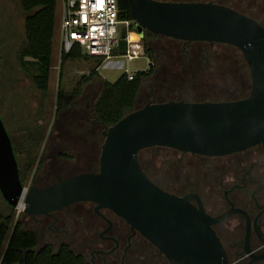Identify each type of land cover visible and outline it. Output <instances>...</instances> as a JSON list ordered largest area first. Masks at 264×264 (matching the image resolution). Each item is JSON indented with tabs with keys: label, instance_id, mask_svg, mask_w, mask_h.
I'll list each match as a JSON object with an SVG mask.
<instances>
[{
	"label": "water",
	"instance_id": "obj_1",
	"mask_svg": "<svg viewBox=\"0 0 264 264\" xmlns=\"http://www.w3.org/2000/svg\"><path fill=\"white\" fill-rule=\"evenodd\" d=\"M128 1L137 23L120 27L119 53L127 51L128 32H135L142 42L145 29L185 42L230 43L239 48L247 63L250 89L234 99L169 98L148 101L126 112L104 125L96 169L67 175L41 188L30 184L24 212L50 213L75 201L90 200L96 203V210L107 207L123 217L131 234L146 237L170 264H229L213 223L233 209L213 215L205 210L196 191L177 194L158 185L142 168L138 152L164 145L217 155L257 142L264 145V25L212 1ZM23 189L12 141L0 116V193L15 205Z\"/></svg>",
	"mask_w": 264,
	"mask_h": 264
},
{
	"label": "trees",
	"instance_id": "obj_2",
	"mask_svg": "<svg viewBox=\"0 0 264 264\" xmlns=\"http://www.w3.org/2000/svg\"><path fill=\"white\" fill-rule=\"evenodd\" d=\"M19 3L25 15L23 18L24 37L16 48L17 62L20 69L31 79L40 96L36 116L32 120L33 125L30 123L23 126L27 131L25 138L20 144L24 158H18L11 133L1 113L0 116L12 141L18 162L20 179L25 184L31 172L30 170L36 162V152L42 143L46 126L44 122L37 123V117L41 116L43 119H47L45 111L49 99L48 92L56 0H19ZM119 16L133 18L128 0H119ZM177 40L180 41L179 38L162 36L145 29L142 41L143 52L152 60V67L134 71L131 78L128 77L127 71H123L114 81L102 77L95 67H91L87 74L81 75L69 94H64L61 86H57L55 103L57 107L66 108L67 113L65 118H61L60 123L54 125L52 131L54 128L56 131L63 129L65 133L63 135L67 140L69 138L71 140L76 139L81 141L82 145L85 146V150L82 152L85 166L79 171L92 170L98 167L101 143L104 139L101 130L105 124L110 125L126 112L141 106L139 100L143 97L140 96L139 92L142 91L144 81H146L148 86L147 76L153 72H155V75L153 78H149L151 83L161 87L164 86V92H162V95H157V101L169 98H183L185 100L234 99L245 96L248 93L250 89L249 70L238 47L230 43H224L235 50H239V54L232 52L228 60L234 64L232 74L237 81L240 95L232 96L229 93V95L222 96L218 92L210 90L207 86L205 87L207 91L198 90V88L204 87V84L197 82L196 78L204 75L210 68H207L205 65L200 67L196 64L193 66L187 64L185 62L187 59L183 57L180 46L175 45ZM113 51L117 52V48L113 49ZM60 55L62 61L68 58H86L92 56L83 52L78 44L74 45L68 52H61ZM92 57L100 59L97 64L104 58V56ZM192 59L195 60L196 58ZM90 81L97 83L98 91L91 109L88 110V106L84 102L81 103L80 97L84 92V85ZM180 85L182 89L181 92H178L177 88ZM209 92H213L214 94L208 96ZM70 101L74 102L68 107ZM42 111H44L45 116L40 115ZM151 148H157L159 152L166 153L164 155L166 157L164 159V166L168 169L175 168L177 171L184 169L186 167V159L184 157L185 152L169 146L151 145L140 149L138 152L140 164L154 182L175 193H183L188 190L200 192L199 186L191 181L187 183L188 185L184 189H177L168 183L159 182L157 180L160 177L159 174L151 170L148 163L141 157L142 150ZM48 155V146L43 145L40 161L43 160L44 156ZM56 155L57 157H71V154L64 150L58 151ZM196 160L199 161V159ZM41 167V164H38V170ZM48 167L52 172H55L56 168L53 165ZM4 202L5 206L0 207V264H9L12 261H19L21 264H82V255L76 254L67 243H61L58 246H54L50 242L40 243L38 235L34 231L23 227V220L20 217L23 214L15 217V206L7 203L5 200ZM9 228L7 241L3 247ZM134 244L136 246L132 257L135 258L131 264H140L137 259L138 257H136L139 254L142 255L143 261L146 260V264H154L155 259H157L159 264H170L164 254L143 235L138 233L134 238Z\"/></svg>",
	"mask_w": 264,
	"mask_h": 264
},
{
	"label": "flooded vegetation",
	"instance_id": "obj_3",
	"mask_svg": "<svg viewBox=\"0 0 264 264\" xmlns=\"http://www.w3.org/2000/svg\"><path fill=\"white\" fill-rule=\"evenodd\" d=\"M200 1L231 6L261 21L264 25V0ZM216 43L220 42L206 40L185 42L180 39L175 45L180 46L187 64L192 66L196 64L200 67L205 65L211 68L215 63V51L212 45ZM148 59L147 68L144 69L153 66L152 60L149 57ZM154 75L155 72L147 76L146 93L139 92L142 97L146 95L141 105L148 101H157V95H162L164 92V86L151 83L149 78H153ZM53 132L62 142H68L63 135L65 134L63 129ZM185 153L199 159L200 166L205 158L210 161L207 164L206 184L213 196L211 201L215 202L221 196L222 206L218 212L210 211L206 206L205 196L203 199L200 193L194 190L200 195L205 210L216 215L226 209H233L225 217L213 223L225 248L229 264H264V145L262 142L224 154ZM45 166L44 170L31 173L30 183L26 188L30 184L41 188L62 178L51 180L54 172L50 170L48 164ZM197 183L196 185L200 186L198 181ZM202 184L204 185L205 181ZM191 200L196 202L193 197ZM95 204L93 201L84 200L72 202L50 213L33 215L23 211L21 214L28 217L23 220V227L34 231L40 243L50 242L54 246L67 243L76 254L82 255V264H131L135 258L132 257L136 246L134 238L139 232L131 234L130 225L123 217L107 207H99L96 210ZM235 208H241L243 212ZM246 248H249L248 252Z\"/></svg>",
	"mask_w": 264,
	"mask_h": 264
},
{
	"label": "rangeland",
	"instance_id": "obj_4",
	"mask_svg": "<svg viewBox=\"0 0 264 264\" xmlns=\"http://www.w3.org/2000/svg\"><path fill=\"white\" fill-rule=\"evenodd\" d=\"M61 9V0H56V12H55V25H54V37L52 42V63L50 69L49 79V95L48 103L46 104L47 119H43L41 116L37 117L39 122L45 123V130L42 138V143L36 152V162L31 168L29 177L24 185H28L31 179V173L34 171L44 170L45 165L56 166L54 175L51 180L59 177H65L70 173L79 171L84 165V157L82 152L85 150V146L79 140H71L62 142L59 137H56L52 128L55 124L60 123L61 118H65L67 109L63 107H57L55 103V94L57 86L60 85L64 94H69L81 75L87 74L91 67H95L102 77L114 81L123 71L134 72L138 69L147 68L148 56L143 52H138L133 58H128L125 54H121L113 51L108 57L102 58L101 62L97 57L86 58H68L65 61L61 60V52L59 50L60 45V33H59V14ZM25 12L20 6L19 0H0V113L4 118L9 132L11 133L17 156L19 159L24 158V153L20 149L21 141L25 138L27 131L23 128L24 125H33V117L36 116V109L39 102V91L31 79L20 69L17 57L16 48L24 37L23 18ZM130 34V33H129ZM128 38L132 39L129 35ZM137 39V36L135 38ZM167 42V41H166ZM212 48L215 49V63L214 65L201 77L196 78L197 82L204 84V87L198 88L199 91H207L206 86L218 92L219 95L226 96H239L240 91L236 79L233 77L232 70L234 64L228 59L232 52L239 54V50L233 49L229 45L214 44ZM225 62V63H224ZM146 81L142 86V91L146 93L147 90ZM182 86L177 88L178 92H181ZM84 92L82 94L81 103L84 102L88 106V110L91 109L93 100L97 94L98 88L95 81H90L84 85ZM214 93L207 94L213 95ZM207 96V97H208ZM212 97V96H211ZM146 95L140 99V104L145 101ZM74 101H70L68 107L73 104ZM44 115V111L41 112ZM89 113V111H88ZM45 116V115H44ZM90 119V118H89ZM43 145H47L49 155L42 156ZM67 151L71 154V157H62L56 155L57 151ZM162 151L151 148L145 149L141 152V157L148 163L151 170L156 171L159 174L157 180L159 182H165L169 185L176 187L177 189H184L188 182H199V193L203 197L205 196L206 206L210 211L218 212L222 206V199L219 196L215 202H212V193L206 184L207 181V164L210 163L209 159L205 158L201 163L193 158L189 153H185V168L182 170L168 169L164 166V159L166 158ZM41 164L40 170L37 166ZM52 168V167H51ZM199 173V174H198ZM190 178V179H189ZM203 181L205 184L203 185ZM198 184V183H197ZM5 206V202L0 195V207ZM22 220H26L28 217L20 215ZM11 228V226H10ZM6 233L3 247L7 241L9 230ZM138 262L140 264H146V260L143 261L142 255L139 254ZM154 264H159L155 259Z\"/></svg>",
	"mask_w": 264,
	"mask_h": 264
},
{
	"label": "built area",
	"instance_id": "obj_5",
	"mask_svg": "<svg viewBox=\"0 0 264 264\" xmlns=\"http://www.w3.org/2000/svg\"><path fill=\"white\" fill-rule=\"evenodd\" d=\"M137 23L134 18L119 16V0H61L59 14L60 52H68L78 44L82 51L92 56L108 57L117 48L121 26ZM132 32V31H130ZM128 32V35L129 33ZM136 34V33H135ZM127 35V51L125 55L133 58L138 55L143 43L138 39L137 47ZM139 52V53H140ZM133 72H128L131 78ZM26 185L19 195L14 216H19L25 207ZM9 264H21L12 261Z\"/></svg>",
	"mask_w": 264,
	"mask_h": 264
},
{
	"label": "bare ground",
	"instance_id": "obj_6",
	"mask_svg": "<svg viewBox=\"0 0 264 264\" xmlns=\"http://www.w3.org/2000/svg\"><path fill=\"white\" fill-rule=\"evenodd\" d=\"M129 36L132 38L131 40H134L133 38H135L136 34H135V32L132 31V32H130ZM132 42H133L134 48H136L137 42L135 40Z\"/></svg>",
	"mask_w": 264,
	"mask_h": 264
}]
</instances>
